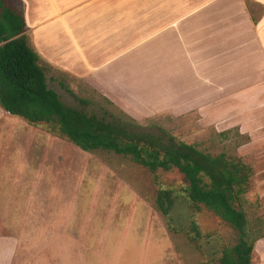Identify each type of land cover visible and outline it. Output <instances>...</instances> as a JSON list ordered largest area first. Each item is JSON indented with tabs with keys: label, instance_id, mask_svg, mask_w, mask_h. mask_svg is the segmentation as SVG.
<instances>
[{
	"label": "rangeland",
	"instance_id": "374dc122",
	"mask_svg": "<svg viewBox=\"0 0 264 264\" xmlns=\"http://www.w3.org/2000/svg\"><path fill=\"white\" fill-rule=\"evenodd\" d=\"M6 1L24 16L48 88L64 105L139 132L164 131L203 153L225 154L229 161L250 167L240 204L248 235L256 244L264 240L263 86L240 85L237 94H223L221 100L184 93V84L174 85L167 77L176 65L168 52L158 61L152 48L149 4L128 3L127 21L121 14L114 20L112 11L103 16L102 6H90L89 12L60 0ZM245 1L257 21L261 7ZM66 9L73 11L55 18ZM91 12L96 15L90 18ZM0 125V210L9 209L0 212V219L73 222L77 227L35 229L46 232L48 239L45 246L37 242L30 250L21 234L18 253L45 247L48 252L88 254L90 264H214L225 245L236 243V232L219 217L203 208L195 213L179 199L172 212L174 226L179 229L182 223L188 229L194 222L201 238L191 244L184 232L168 229L154 199L159 188L180 191L187 185L176 170L152 175L128 158L84 153L1 108ZM62 233L76 238V244ZM260 249L252 264H261Z\"/></svg>",
	"mask_w": 264,
	"mask_h": 264
},
{
	"label": "trees",
	"instance_id": "16d2710c",
	"mask_svg": "<svg viewBox=\"0 0 264 264\" xmlns=\"http://www.w3.org/2000/svg\"><path fill=\"white\" fill-rule=\"evenodd\" d=\"M26 31L24 16L0 0V108L30 126L45 127L84 153L128 158L152 175L176 170L187 185L180 191L159 188L154 199L168 229L176 234L184 232L195 244L201 238L199 228L194 222L188 229L182 223L176 228L172 212L178 199L195 213L206 209L236 232V243L225 245L214 264H252L257 240L247 233L248 222L240 204L252 169L229 161L225 154L213 157L203 153L167 132H139L121 121H106L64 105L48 88Z\"/></svg>",
	"mask_w": 264,
	"mask_h": 264
},
{
	"label": "crops",
	"instance_id": "0c3cea01",
	"mask_svg": "<svg viewBox=\"0 0 264 264\" xmlns=\"http://www.w3.org/2000/svg\"><path fill=\"white\" fill-rule=\"evenodd\" d=\"M131 1L75 0L67 2L60 0L59 3H75L78 8L88 7L89 12L90 6L92 9L102 6L104 9L99 13L103 16L112 11L114 20L120 18L121 14L122 20L127 21L128 3H135L137 6L149 4L152 48L158 61L164 54V50L168 52L169 58L173 60L172 64L176 65L170 68V63L168 64L170 69L167 77L174 85L184 84V88L181 87L184 93L194 94L198 99L202 96L207 97L209 94L211 100L213 98L221 100L223 94H233V91L236 92L240 85L254 84L263 86L264 92V0H250L262 9V14L256 23L245 0ZM105 7L108 8L105 9ZM116 10L120 13H116ZM71 11L73 9L59 11L55 18L63 19ZM95 15V12H91L90 18ZM140 20V25H145L146 22H143L141 15ZM181 62H185L184 67ZM157 67H159L158 63ZM1 132L4 131L0 125ZM1 209L0 212L9 213V209ZM48 228L70 230L77 227L73 222L33 223L0 219V264H90L88 254L48 252L45 247L43 251L40 250L37 253H31V251L18 253L17 249L22 243L21 234L24 244L30 250V245L37 242L42 247L45 246V241L48 239H46V232H36L35 229L45 231ZM16 229L25 230L22 233L16 232ZM62 234H64L63 238L70 239L69 242L74 241L76 244V238L73 239L65 235L66 233ZM263 241L256 244L253 253L255 255L261 245L259 253L262 256L261 264H264ZM262 242L263 244H260Z\"/></svg>",
	"mask_w": 264,
	"mask_h": 264
}]
</instances>
